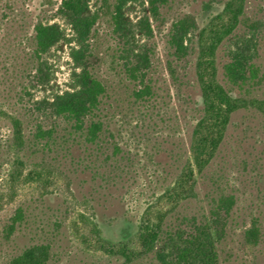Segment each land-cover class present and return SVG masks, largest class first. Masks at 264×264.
Instances as JSON below:
<instances>
[{
  "label": "rangeland",
  "instance_id": "rangeland-1",
  "mask_svg": "<svg viewBox=\"0 0 264 264\" xmlns=\"http://www.w3.org/2000/svg\"><path fill=\"white\" fill-rule=\"evenodd\" d=\"M226 1L165 0L158 21L151 17L149 0L127 7L133 24L150 17L155 29L146 41L155 54V94L134 109L129 100L135 84L116 58L115 40L100 28V75L111 91L100 112L108 131L94 144L80 136L54 143L34 137L38 126L57 125L43 102L73 84V31L60 13L63 0L0 1V264L40 245L51 253L46 264H160L155 254L128 262L103 248L110 242L139 253L145 222L160 225L161 254L175 255L186 235L205 227L219 264H264V117L256 110L234 114L215 159L201 175L195 170L194 188L173 193L192 164V132L202 105L195 74L198 33ZM40 24L58 25L67 39L38 60L31 38ZM180 31L186 56L178 61L168 40ZM39 61L47 67V84L39 81ZM232 65L247 76L241 93L264 100V0H247L242 23L218 53L219 80L238 90L229 78ZM10 116L24 122L26 144L20 152ZM41 167L49 170L41 180L23 181ZM17 172L22 175L16 182L11 174Z\"/></svg>",
  "mask_w": 264,
  "mask_h": 264
},
{
  "label": "trees",
  "instance_id": "trees-1",
  "mask_svg": "<svg viewBox=\"0 0 264 264\" xmlns=\"http://www.w3.org/2000/svg\"><path fill=\"white\" fill-rule=\"evenodd\" d=\"M96 1L92 6L91 0H63L60 13L73 31V37L69 40V43L74 44L70 54L75 67L73 84L70 90L56 94L52 100L43 102L45 114L54 119L57 125L49 130L38 126L34 132V137L38 141L54 143L58 138L80 136L85 142L94 144L108 131L105 126L106 118L100 117L104 101L110 97L111 91L109 84L100 75L103 59L98 53L100 28L108 31L105 36L115 40V50L118 54V57H115L122 61L126 79L135 84L130 94L129 109H134L142 101H149L155 94L151 78L155 54L154 49L146 42L154 37L153 23L148 17L133 24L126 16L129 5H138L143 0ZM164 1L149 0V12L153 21L160 20V5ZM246 5L247 0H227L223 10L212 16L199 30L195 74L202 105L192 132L190 147L192 164H188L183 176L176 182L173 193H180L187 186L191 190L194 188L195 170L201 175L215 159L226 138L234 114L241 110L253 109L264 117V100L246 98L241 93L244 90L243 83L247 80L245 70L235 73L236 68L233 65L228 69L230 81L233 83L231 85L238 87V90L233 87L227 88L218 76V53L224 41L233 35L242 23ZM183 34L181 31L175 32L170 34L168 40L178 61L186 56ZM143 38L145 42L142 41ZM65 39L67 36L58 25L40 24L35 28V34L31 38L33 59L39 60L42 53L48 52ZM46 70L47 67L45 69V65L39 61L37 74L41 77L39 78L41 84L50 82ZM172 73L174 74L173 70ZM9 119L13 128L14 147L20 152L26 144L24 122L15 116H10ZM59 128H62L64 133L62 136H59ZM17 163L21 166L24 164L19 158ZM47 169L41 167V170H33L23 181L41 180L42 172L49 173ZM17 173L16 177L11 174L16 182L20 181L22 175ZM93 229L100 235L97 224H93ZM196 231L197 233L191 234L190 237L184 233L185 240L175 250V255L161 254L157 251L162 230L160 225H152L150 222H145L140 227L139 253H134L126 246L110 242L103 248L108 254L121 256L128 262L155 254L160 264H219L216 244L210 230L204 227ZM257 231L259 232L258 229ZM251 234L256 237V231L253 230ZM50 258L49 248L40 245L26 249L13 258L10 264H46Z\"/></svg>",
  "mask_w": 264,
  "mask_h": 264
}]
</instances>
